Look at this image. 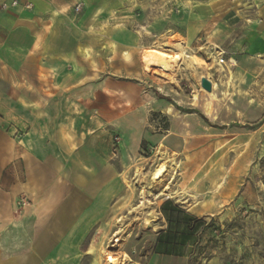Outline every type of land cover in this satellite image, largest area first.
<instances>
[{
    "label": "rangeland",
    "instance_id": "1",
    "mask_svg": "<svg viewBox=\"0 0 264 264\" xmlns=\"http://www.w3.org/2000/svg\"><path fill=\"white\" fill-rule=\"evenodd\" d=\"M197 1L192 9V0H165L164 33L141 27V9L129 24L90 11L58 14L72 27L64 37L71 61L0 66V137L3 126L16 147L53 148L59 165L62 150L79 152L76 170L84 160L113 165L116 197L78 264H264V64L244 54L253 43L247 1ZM27 5L4 10L0 1V12ZM191 11L199 17L185 22ZM167 201L198 224L183 244L182 217L168 224L160 251ZM25 206L19 199L14 214L22 251L31 230Z\"/></svg>",
    "mask_w": 264,
    "mask_h": 264
},
{
    "label": "crops",
    "instance_id": "2",
    "mask_svg": "<svg viewBox=\"0 0 264 264\" xmlns=\"http://www.w3.org/2000/svg\"><path fill=\"white\" fill-rule=\"evenodd\" d=\"M0 1L2 6L5 2L11 3L15 0ZM16 1L23 6L31 3L34 9L27 11L25 6V9L0 12L1 67L28 64L38 66L43 61L49 64H55L57 60L63 64L71 61L69 57L64 56L66 51L64 37L72 27L65 15V17L57 15L72 13L71 8L78 1L84 3L83 12L85 14L92 12L94 19L109 16L112 20L113 17L122 21L126 20L127 24L130 23L128 18L135 16L134 10L141 9L138 16L147 17L144 25L141 26L146 32L164 33L166 18L169 17L165 13V0ZM192 1H194L192 9L197 8L198 1ZM245 1L247 3L244 2V5L248 7L243 10V13L244 15L249 13L248 17H251L249 21L253 25L248 26V30L253 35L251 41L253 43L251 46L250 44L245 46L244 54L264 64V0ZM224 2L231 3L230 0H224ZM214 6H212L213 9ZM189 14L184 19L185 22L199 17L193 11ZM46 15L51 17L49 24L45 27L39 25V18L47 17ZM173 17L174 22L182 24V15L174 14ZM110 25L113 26L114 21H111ZM74 26L84 33H97L98 26H95L93 30H84V25L83 27ZM211 32L215 33L214 29ZM227 32H230L229 28ZM210 37L206 38L204 44L207 49L215 45ZM43 40L45 43H42ZM190 49L196 52L200 47L194 46ZM74 62H76L75 59ZM5 133L4 127L1 126L0 264H78L82 243L91 230L102 221L116 197L113 183L116 174H112L113 165L109 163L99 167L98 163L93 164L84 160L78 161L76 170L72 162L79 159V152L76 154L77 158L73 153L65 150L58 155L61 163L59 165L54 163L53 148L37 150L33 149L30 143L29 148L24 150L16 147V144L13 145V140L5 138ZM19 199H25L26 206L22 214L31 221L30 238L25 251L21 250V242L15 237L16 232H19L16 231L15 226L18 222L14 217ZM185 212L193 216L191 210L185 209ZM161 215L165 225L163 231L156 236L158 241H161L159 250L163 251L165 248L163 242L171 234L167 231L168 222L165 216ZM157 256L165 258L160 252ZM169 257L180 258L174 254Z\"/></svg>",
    "mask_w": 264,
    "mask_h": 264
},
{
    "label": "trees",
    "instance_id": "3",
    "mask_svg": "<svg viewBox=\"0 0 264 264\" xmlns=\"http://www.w3.org/2000/svg\"><path fill=\"white\" fill-rule=\"evenodd\" d=\"M161 213L165 216L167 219V222L169 226H172L173 223L179 224L178 219H180V216L183 219V233H182V243L189 240L190 234L193 233L197 229L198 221L191 215L187 214L184 210L179 208L177 205H175L173 202H165L162 206ZM173 243H176L177 237L173 238ZM161 241L159 240L158 243ZM169 242V241H168ZM166 255H170L168 252L165 253Z\"/></svg>",
    "mask_w": 264,
    "mask_h": 264
},
{
    "label": "built area",
    "instance_id": "4",
    "mask_svg": "<svg viewBox=\"0 0 264 264\" xmlns=\"http://www.w3.org/2000/svg\"><path fill=\"white\" fill-rule=\"evenodd\" d=\"M19 6V3L18 1H13L10 5L8 4H3L2 8L4 10H6L7 8L9 7H17ZM27 9H30L31 8V5H27L26 6ZM83 8H84V3L82 1H78L77 3H75V5L71 8V11L74 15H79L82 11H83ZM224 56H225V53L224 52H221L220 53V64H225V60H224Z\"/></svg>",
    "mask_w": 264,
    "mask_h": 264
},
{
    "label": "water",
    "instance_id": "5",
    "mask_svg": "<svg viewBox=\"0 0 264 264\" xmlns=\"http://www.w3.org/2000/svg\"><path fill=\"white\" fill-rule=\"evenodd\" d=\"M201 87H202L205 91H207V92H209V93H211L212 90H213V88H212V83H211L208 79H206V78L202 79V81H201Z\"/></svg>",
    "mask_w": 264,
    "mask_h": 264
},
{
    "label": "bare ground",
    "instance_id": "6",
    "mask_svg": "<svg viewBox=\"0 0 264 264\" xmlns=\"http://www.w3.org/2000/svg\"><path fill=\"white\" fill-rule=\"evenodd\" d=\"M178 46H180V44H178ZM209 111V110H208ZM208 113V112H207ZM175 170L173 169L172 170V173H171V177L175 174V172H174ZM176 198V197H175ZM182 200V199H181Z\"/></svg>",
    "mask_w": 264,
    "mask_h": 264
}]
</instances>
